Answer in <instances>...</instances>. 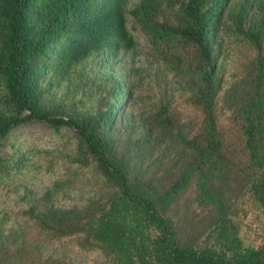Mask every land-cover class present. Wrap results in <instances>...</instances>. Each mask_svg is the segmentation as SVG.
<instances>
[{
    "label": "trees",
    "instance_id": "1",
    "mask_svg": "<svg viewBox=\"0 0 264 264\" xmlns=\"http://www.w3.org/2000/svg\"><path fill=\"white\" fill-rule=\"evenodd\" d=\"M127 2L0 0V183L28 158L3 140L32 119L71 129L70 161L101 182L68 206L53 203L55 182L21 224L0 218V264H72L63 242L110 264H264V243L244 246L232 219L245 194L264 212V0ZM135 33L176 82L119 136L117 110L138 103L141 80L131 67L120 86L108 63ZM175 96L197 115L180 117Z\"/></svg>",
    "mask_w": 264,
    "mask_h": 264
},
{
    "label": "rangeland",
    "instance_id": "2",
    "mask_svg": "<svg viewBox=\"0 0 264 264\" xmlns=\"http://www.w3.org/2000/svg\"><path fill=\"white\" fill-rule=\"evenodd\" d=\"M135 1L128 0L127 6L130 7ZM150 51L146 40L135 33L133 46L119 52L108 63L109 73L113 74L120 86L131 67L134 69L132 78L136 76L134 80H141L134 91V95L138 96V103L130 108L124 99L117 110L115 132L119 136L127 131V126L132 122H137L134 116L136 110L148 106V102L152 100H157L163 90L170 93L176 82L170 74L163 76L157 72L158 63L152 58ZM97 59L98 56H94L91 62L94 63ZM68 88L70 91L71 86ZM68 88L61 87L57 94L68 93ZM74 97L76 101L81 100L84 103L83 106H78L79 109H91V103L81 91ZM172 106L184 120L197 115L196 111L177 96L174 97ZM225 115L226 113L220 115L223 125ZM71 135V129L61 127L58 132H53L44 121L32 119L13 128L4 138L2 150L12 153L13 157L22 152L28 156L20 171L13 172L8 180L0 183V218L4 219L7 228L21 224L24 218L21 211L30 204L33 195H41L55 182H58V189L53 197L55 205H81L87 197L101 192V182L94 170L78 167L77 163L70 161V158L77 156ZM41 149L48 152L41 153ZM235 206L236 212L232 219L242 244L256 247L264 243V212L251 202L248 194L242 196ZM61 244L53 246L57 245L56 249L60 254L66 253L72 264H110L98 252L78 251L71 244Z\"/></svg>",
    "mask_w": 264,
    "mask_h": 264
}]
</instances>
